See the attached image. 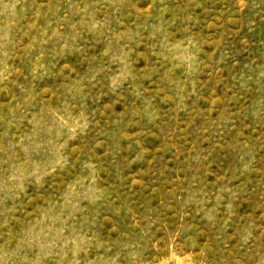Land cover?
<instances>
[{
	"label": "rangeland",
	"instance_id": "1",
	"mask_svg": "<svg viewBox=\"0 0 264 264\" xmlns=\"http://www.w3.org/2000/svg\"><path fill=\"white\" fill-rule=\"evenodd\" d=\"M0 264H264V0H0Z\"/></svg>",
	"mask_w": 264,
	"mask_h": 264
}]
</instances>
